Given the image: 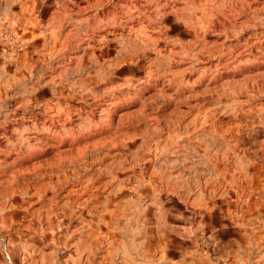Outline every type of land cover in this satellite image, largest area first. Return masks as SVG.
<instances>
[{
  "label": "rangeland",
  "instance_id": "374dc122",
  "mask_svg": "<svg viewBox=\"0 0 264 264\" xmlns=\"http://www.w3.org/2000/svg\"><path fill=\"white\" fill-rule=\"evenodd\" d=\"M173 196L199 253L264 264V0H0V237Z\"/></svg>",
  "mask_w": 264,
  "mask_h": 264
},
{
  "label": "crops",
  "instance_id": "0c3cea01",
  "mask_svg": "<svg viewBox=\"0 0 264 264\" xmlns=\"http://www.w3.org/2000/svg\"><path fill=\"white\" fill-rule=\"evenodd\" d=\"M190 207L181 197L173 196L167 207L169 213L162 219L157 206L135 208V215L124 208L114 238L99 237L101 233H97L92 220L66 230L56 225L55 235L49 237L47 227L32 222L23 213V222L28 220L21 222L27 229L24 235L17 240L0 237V246L4 247L2 251L0 248V264H231L221 256L199 253L192 244L189 236L192 225L185 215ZM214 212H218L217 208ZM209 223L215 236L220 239L225 236L222 232L227 228L223 223L214 219ZM11 245L14 249H6Z\"/></svg>",
  "mask_w": 264,
  "mask_h": 264
}]
</instances>
